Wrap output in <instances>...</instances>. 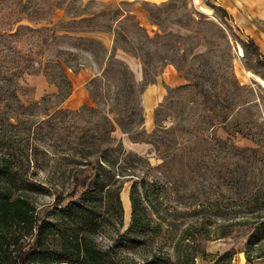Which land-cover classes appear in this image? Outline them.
<instances>
[{
	"label": "rangeland",
	"instance_id": "1",
	"mask_svg": "<svg viewBox=\"0 0 264 264\" xmlns=\"http://www.w3.org/2000/svg\"><path fill=\"white\" fill-rule=\"evenodd\" d=\"M0 17L19 19L13 28L24 33L8 47L24 53L36 43L39 52L21 91L39 114L25 171L46 185L27 193L35 204L55 216L57 194L94 171L122 186V231L133 190L152 203L144 248L122 256L191 264L197 242L182 237L201 226L210 237L194 264H264L245 254L264 216V0H0ZM80 72L91 76L89 100L70 107L62 100ZM156 82L162 92L147 124L143 93ZM226 228L236 231L220 236ZM114 235L109 226L92 236L107 246Z\"/></svg>",
	"mask_w": 264,
	"mask_h": 264
},
{
	"label": "trees",
	"instance_id": "2",
	"mask_svg": "<svg viewBox=\"0 0 264 264\" xmlns=\"http://www.w3.org/2000/svg\"><path fill=\"white\" fill-rule=\"evenodd\" d=\"M18 21L10 24L0 17V264H174L176 261L166 254L154 255L143 263L134 256H122L144 248L142 239L148 235L152 203L133 190L132 223L122 231L125 214L122 186L93 177L94 171L74 177L72 189L66 194H57L55 216L48 214L46 205H37L27 196L29 191L46 185L29 179L25 172L33 160L30 152L35 141L33 124L37 123L39 114L29 111L21 91L23 75L35 70L33 55L38 56L39 52H33L36 43L24 53L8 47V39L14 44L25 40L24 33L19 34L13 28ZM29 31L37 30L27 26L25 32ZM53 63L66 73L65 62L60 57ZM66 79L69 81L67 74ZM69 87L62 102L72 93V85ZM55 95L46 94L30 104H44ZM259 194L260 209L264 211V189ZM109 226L115 228V235L109 245L102 246L92 235L102 233ZM195 227L190 233V228L185 230L182 237L197 242L189 258L191 264L197 255H205L199 245L210 237L203 227ZM252 228L245 246L246 257L249 261L264 259V246H261L264 216ZM235 231L236 228H226L220 236L233 235ZM53 240H59L55 251L49 248Z\"/></svg>",
	"mask_w": 264,
	"mask_h": 264
},
{
	"label": "crops",
	"instance_id": "3",
	"mask_svg": "<svg viewBox=\"0 0 264 264\" xmlns=\"http://www.w3.org/2000/svg\"><path fill=\"white\" fill-rule=\"evenodd\" d=\"M112 4H120L121 2H130L135 3V5L140 4L141 2H161L166 0H103ZM76 73L72 79L74 83V88L70 96L66 99V104L70 107L79 106L80 104L89 100L86 82L91 77L86 73ZM162 87L159 83L150 84L146 87L143 93V101L146 108V118L147 124H151L153 120V114L156 107L157 102L159 101V93L162 92ZM151 122V123H148Z\"/></svg>",
	"mask_w": 264,
	"mask_h": 264
},
{
	"label": "bare ground",
	"instance_id": "4",
	"mask_svg": "<svg viewBox=\"0 0 264 264\" xmlns=\"http://www.w3.org/2000/svg\"><path fill=\"white\" fill-rule=\"evenodd\" d=\"M263 83H264V81H263ZM69 264V263H68Z\"/></svg>",
	"mask_w": 264,
	"mask_h": 264
}]
</instances>
